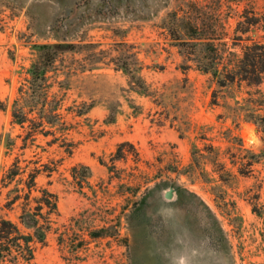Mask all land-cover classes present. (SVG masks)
Instances as JSON below:
<instances>
[{
  "label": "rangeland",
  "instance_id": "rangeland-1",
  "mask_svg": "<svg viewBox=\"0 0 264 264\" xmlns=\"http://www.w3.org/2000/svg\"><path fill=\"white\" fill-rule=\"evenodd\" d=\"M170 12L204 24L238 58L264 42V0H0V221L27 233L22 201H11L31 172L59 205L31 264H264V122L234 119L231 108L248 92L264 94V79L212 105L216 84L173 46L163 25ZM247 19L259 23L243 33ZM63 41L99 46L60 58L49 94L60 120L48 136L29 134V124H14L13 103L38 59L34 46ZM112 57L142 68L148 95ZM124 142L134 147L113 160ZM244 150L260 157L249 165ZM14 164L20 175L8 184ZM79 164L88 180L73 179ZM102 228L104 237H91Z\"/></svg>",
  "mask_w": 264,
  "mask_h": 264
},
{
  "label": "trees",
  "instance_id": "trees-1",
  "mask_svg": "<svg viewBox=\"0 0 264 264\" xmlns=\"http://www.w3.org/2000/svg\"><path fill=\"white\" fill-rule=\"evenodd\" d=\"M118 2L117 5L119 4ZM258 21L246 20L240 26L243 33L258 25ZM164 28L171 33L173 46L192 62L196 69L204 74L210 75L216 84L217 89L213 93L212 105H218L221 93H233L235 89L240 90L243 85L247 87L260 86L264 79V42H251L244 46L242 57L238 58L235 52H231L227 42L223 38L217 39L209 37L206 31L209 30L204 24L192 19H178L176 12H170L163 19ZM186 33L179 36L178 33ZM236 39V38H235ZM236 40H242L236 39ZM123 47L127 43H120ZM99 44H76L70 42H58L54 44L35 45L38 51V59L26 70L27 78L25 84L19 89V97L13 103L12 116L14 124L24 126L29 124L31 131L40 132L43 135H50V127L57 125L60 120L58 115L59 103L49 97L51 83L50 73L55 71L56 64L66 53L76 52L81 48H96ZM110 63L115 69L122 70L130 78L133 89L142 95L149 94V88L145 79L140 75L142 69L133 68L132 62L126 57L110 58ZM248 98H243L242 102L236 100L234 109V119L242 117L246 121L263 123L264 115L260 112L264 107V94L260 92L247 93ZM254 96V97H253ZM46 126L48 130H45ZM9 141L7 146H9ZM133 148L129 142H124L118 146L113 160H124L127 155L125 148ZM197 147H193V167L200 169L201 175L205 171L201 169L197 157ZM245 158L250 159L252 165L260 155L252 154L249 150H244ZM254 161V162H253ZM218 171H222L224 166L220 164ZM74 180H88L91 170L88 166L79 164L72 168ZM81 171V172H80ZM80 172V173H79ZM240 174L245 172L239 169ZM20 175V168L17 164L6 173L3 180L8 184L16 180ZM38 171L31 172L25 182L26 191L17 194L11 204L22 201V212L19 216L20 224L27 230L23 234L18 224L2 219L0 221V264H4L9 258L22 260L27 264L35 258V245L45 244L47 235L52 229L53 219L59 216L58 197L46 188H38L36 178ZM222 179V176H221ZM132 189V188H130ZM34 192L38 196L32 197ZM182 191L177 190L178 197ZM105 229L91 232L92 238L104 237Z\"/></svg>",
  "mask_w": 264,
  "mask_h": 264
},
{
  "label": "water",
  "instance_id": "water-1",
  "mask_svg": "<svg viewBox=\"0 0 264 264\" xmlns=\"http://www.w3.org/2000/svg\"><path fill=\"white\" fill-rule=\"evenodd\" d=\"M174 197V189H169L166 193H165V199L166 200H172Z\"/></svg>",
  "mask_w": 264,
  "mask_h": 264
}]
</instances>
